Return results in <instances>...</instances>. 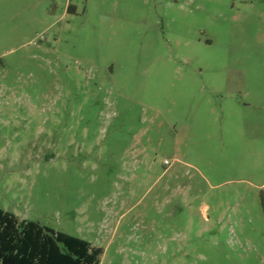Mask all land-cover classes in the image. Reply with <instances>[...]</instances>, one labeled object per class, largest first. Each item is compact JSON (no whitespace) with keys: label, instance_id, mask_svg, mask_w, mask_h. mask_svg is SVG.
Instances as JSON below:
<instances>
[{"label":"rangeland","instance_id":"374dc122","mask_svg":"<svg viewBox=\"0 0 264 264\" xmlns=\"http://www.w3.org/2000/svg\"><path fill=\"white\" fill-rule=\"evenodd\" d=\"M0 208L100 264H264V0H0Z\"/></svg>","mask_w":264,"mask_h":264},{"label":"trees","instance_id":"16d2710c","mask_svg":"<svg viewBox=\"0 0 264 264\" xmlns=\"http://www.w3.org/2000/svg\"><path fill=\"white\" fill-rule=\"evenodd\" d=\"M103 250L0 208V264H100Z\"/></svg>","mask_w":264,"mask_h":264}]
</instances>
